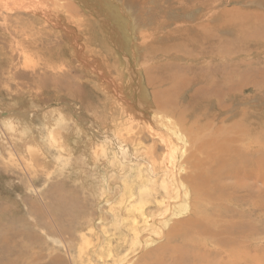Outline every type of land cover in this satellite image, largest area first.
Instances as JSON below:
<instances>
[{
	"label": "rangeland",
	"instance_id": "rangeland-1",
	"mask_svg": "<svg viewBox=\"0 0 264 264\" xmlns=\"http://www.w3.org/2000/svg\"><path fill=\"white\" fill-rule=\"evenodd\" d=\"M61 2L63 17L48 9L53 21L18 4L0 10V263L264 264V0H125L129 52L102 0ZM73 46L82 54L71 55ZM110 48L130 66L123 77ZM105 70L118 98L125 85L127 100L138 93L144 107L164 102L162 114L188 142L168 153V140L144 128L168 132L150 112L137 110L145 124L120 112L115 96L108 102L99 83H110L96 75ZM138 71L144 98L138 84L126 89ZM209 89L210 101L202 98ZM188 175L210 188L198 199L209 222L180 187Z\"/></svg>",
	"mask_w": 264,
	"mask_h": 264
},
{
	"label": "bare ground",
	"instance_id": "bare-ground-1",
	"mask_svg": "<svg viewBox=\"0 0 264 264\" xmlns=\"http://www.w3.org/2000/svg\"><path fill=\"white\" fill-rule=\"evenodd\" d=\"M13 1H15V0H13ZM103 2H104V4L103 5H106L105 7H106V9L108 10V12L110 13V11H111V13L113 14L114 13V16L111 14V16H112V21H113V27H115V30H116V32L117 33H119V34H123L124 32H126V31H128L127 30V26L128 25H130L131 24V21L129 22V20H130V14L128 13V9L127 8H129V6L127 5V4H125V0L124 1H120V0H112V2L110 1V0H102ZM82 2H84V1H82ZM92 2V1H91ZM99 2V1H98ZM127 2V1H126ZM133 2V1H132ZM15 3V4H14ZM12 2V1H10V0H0V10H3V9H5L7 6H8V8H6V9H12L11 7H12V5H16V4H18L21 8H23L24 10H29L28 12H30V9H32L31 10V12L34 14V12H39L43 17H44V19H49V20H51L52 19V21L54 20V18H50V16H51V14L49 15L48 14V12H49V10L48 9H54L53 11H52V13H54L53 15L54 16H56V14L59 16L60 15V17H58V19L59 18H61V17H63V14H60L59 13V11L57 10V8L60 10L61 8L62 9H64L65 7V5L61 2V0H52V2L51 3H48V0H39V1H37V0H27V1H23V0H19L18 1V3L17 2ZM48 3V4H47ZM96 3V2H95ZM81 4V3H80ZM91 4V3H90ZM129 4H131V3H129ZM94 5V4H93ZM18 6V7H19ZM51 6L53 7V8H51ZM103 8V7H102ZM13 9H14V7H13ZM18 9H20V8H18ZM22 10V9H21ZM96 10V9H95ZM2 12V11H1ZM0 12V13H1ZM67 12H69V11H67ZM93 12V11H92ZM98 12V11H97ZM103 13V12H102ZM94 14H95V12H94ZM107 17V16H106ZM130 17V18H129ZM101 19V18H100ZM103 19V18H102ZM56 20V19H55ZM101 21V20H100ZM98 23V22H97ZM103 24H104V26H107V23H105V21H103ZM109 24V23H108ZM112 24V23H111ZM134 25H136V23L134 24ZM136 27V26H135ZM107 28V27H106ZM129 28V27H128ZM108 29V28H107ZM134 31V30H133ZM116 32H114L113 34H114V36H116L115 35V33ZM132 34H135V33H132ZM132 34L130 33V35L132 36ZM128 35V34H127ZM155 35V34H154ZM111 36V35H110ZM137 35L135 34V37H136ZM147 36V35H146ZM149 36V35H148ZM153 36V35H152ZM109 37V36H108ZM118 37V36H117ZM122 39H123V41H122V43H121V37L119 38L120 39V43L122 44V47H120L121 48V50H123L122 48H127V50L132 46L133 47V42L135 41V39H134V41L132 42V45L131 46H129L130 44H127L126 42H128L129 40H127V39H125V37H126V35H122ZM128 37V36H127ZM126 37V38H127ZM134 37V38H135ZM144 38V37H143ZM147 38H149V37H147ZM161 39H162V37H160ZM150 39V38H149ZM152 39V38H151ZM150 39V40H151ZM107 40V39H106ZM153 40V39H152ZM108 41V40H107ZM118 42H119V40H117ZM139 41H140V39H139ZM143 41V40H142ZM146 41H147V39H146ZM123 42H125V43H123ZM155 42V41H154ZM113 43H115V41L113 40ZM131 43V42H130ZM148 42H146V44H147ZM138 44V43H137ZM136 44V45H137ZM140 44V43H139ZM138 44V45H139ZM108 45V44H107ZM114 45H116V44H114ZM145 45V44H144ZM146 46V45H145ZM104 48H105V46H103ZM114 47V46H113ZM138 47V46H137ZM117 48V47H116ZM79 48H77V50H78ZM111 49V48H110ZM134 49V48H133ZM80 50V49H79ZM78 50V52H80ZM105 50V49H104ZM108 50V49H107ZM120 50V51H121ZM125 50V49H124ZM132 49L130 48V50H128V52L129 51H131ZM139 50V49H138ZM133 51V50H132ZM76 50H75V48H74V46H73V53L71 54V55H73L74 53V56H77V55H79V53H78ZM117 52V51H116ZM81 54H82V52H80ZM108 53H110V55L112 56H114L115 54H117V53H115V50L113 51V49H111V50H109V52ZM133 53V52H132ZM121 54V53H120ZM139 54V53H138ZM119 55V54H118ZM126 55V54H125ZM140 55V54H139ZM106 56H108V55H106ZM112 56V57H113ZM116 56V55H115ZM114 56V57H115ZM121 56V55H120ZM114 57L113 58H111V59H114ZM127 57V56H126ZM131 58V57H130ZM157 58H159V57H157ZM133 59V58H132ZM161 59V58H160ZM178 59V58H177ZM183 59H186V57H183ZM26 60H28V59H26ZM26 60H25V62H26ZM30 60V59H29ZM101 61V60H100ZM100 61H98V59H97V63H98V65L99 66H102L100 63ZM125 59H121L120 58V60H119V58H118V56H117V58L115 57V65H116V69L118 70H120L119 72L121 73V76L120 77H123V75L125 74V72H124V70H126V69H128L129 67H125ZM130 61V60H129ZM138 61V60H137ZM133 62V61H132ZM185 62V61H184ZM197 62V61H196ZM130 63V62H129ZM134 64H135V62H133ZM133 64V65H134ZM138 64V63H137ZM127 65V64H126ZM139 66V65H138ZM115 67V66H114ZM140 67V66H139ZM142 67V66H141ZM133 69V68H132ZM143 70V69H142ZM264 69H262L261 70V72L263 71ZM128 71V70H127ZM264 72V71H263ZM103 73H105V75H104V77H103V75H100V74H98V72H97V76L98 77H101L102 79H105L107 82H109L110 84H108L109 86L108 87H105L104 85H103V83H99V84H101V86H102V91H103V94L105 95V97H109V99H108V102H111V101H113V99H115V98H117V99H119V100H114V101H120L121 102V104L122 105H124L125 107H124V110H122V106L120 107L119 105V107H120V112L122 111L123 113L124 112H126V113H128V114H126V116L127 115H129L130 117L129 118H134V119H140V118H142V122L143 123H145L146 124V120H145V118L144 117H142V113H139V111H137L138 109L140 110V111H145V112H150L149 114H150V118H151V120H152V123L153 124H161L160 125V127L162 128V129H164L165 131H168L167 133H163L164 131H162V132H159V129L157 128L156 130H157V132H156V130H154V128H152L153 130H154V132H153V130L151 129V126H144V128H145V130L146 129H148V131L150 132V133H154L155 135H160L161 137V139H163L164 140V142H165V140L167 141L168 140V142H169V146H166L167 147V150H168V153L169 152H171L172 150V152H174V150H176L177 151V149H178V146H176L175 145V141L177 140V142H178V144H180L179 142H181V141H187L188 139L183 135V133H182V131H181V129L179 128V126L178 125H176V123L173 121V119H171L170 117H169V114H162V112L164 111V110H162V106H165L164 105V102L162 103V101L161 100H159L160 101V103H159V105L162 107H156V108H151V105H148V106H146V107H144L145 106V104H141V103H139V102H136V101H134L135 100V98H139V96H137L136 97V95L138 94H135V97L132 99V98H130L129 100H127V96L131 93V91H127V93H125V85L124 86H122V85H120L119 87H120V89H118L120 92H121V95L123 96V97H120V98H118L116 95L117 94H115L116 92L114 91V87H113V85L112 84H114V85H116L115 84V80H114V78H112V76H109V75H106V74H109V72L108 71H103ZM119 73V74H120ZM136 73V72H135ZM138 73V78H139V83L137 82V83H135L134 81V83L131 81H129V80H126L127 82V84H126V89H131L132 90V86H133V84H135V86H136V84H138V90H137V92L138 91H140L141 92V94L140 95H142V98H144L145 96H148V94H149V92H147V90H148V87L146 86V84L143 82L144 81V78H143V75L144 74H142V72H140V71H138L137 72ZM127 75L128 76H126L125 77V79L126 78H128L129 77V75H130V73H129V71H128V73H127ZM133 77H135V74L133 73ZM125 76V75H124ZM137 78V79H138ZM135 79V78H134ZM133 79V80H134ZM174 79V78H173ZM114 80V81H113ZM123 80V79H122ZM98 81V80H97ZM120 81H121V79H120ZM120 84V83H119ZM171 85H172V87H170V89H169V92H173L174 93V91H176L177 90V87H178V80H175V81H173V82H171ZM170 85V86H171ZM112 87V89H110ZM118 87V88H119ZM240 87V86H239ZM110 89V90H107V89ZM232 88V87H231ZM100 89V88H99ZM240 89V88H239ZM94 90V89H93ZM96 90V89H95ZM117 90V91H118ZM135 90H136V88H135ZM232 90V89H231ZM212 91V89H209V92L208 91H206L205 93H204V95L202 96V98L203 99H207V100H211V97H213V96H211L210 97V92ZM110 92V93H109ZM199 92V91H198ZM219 92V91H218ZM230 92V91H229ZM132 94V93H131ZM222 95V92H219V95ZM231 94H234V92L233 93H231ZM114 96H115V98H114ZM134 96V95H133ZM227 96V95H226ZM232 96V95H231ZM221 97V96H220ZM136 99V100H137ZM167 100H169L168 98H166ZM165 99V100H166ZM110 100V101H109ZM213 101V100H212ZM157 102V101H156ZM190 103H191V101H189ZM188 103V102H187ZM221 103V102H220ZM195 104H198V103H195ZM77 105V104H76ZM73 107H75V106H73ZM212 107V106H211ZM76 108H78V107H76ZM117 108V107H116ZM196 108V107H195ZM194 108V109H195ZM64 109V108H63ZM81 110L83 109V108H80ZM154 109V110H153ZM161 109V110H160ZM164 109V108H163ZM227 109V108H226ZM70 110V109H69ZM71 110H74V109H71ZM154 111V113H153V115H152V113H151V111ZM193 110V109H192ZM65 111V110H64ZM116 111V110H115ZM137 111V112H136ZM76 112V111H75ZM77 112H79V111H77ZM191 112V111H190ZM222 112V111H221ZM220 112V113H221ZM58 113V112H57ZM56 113V114H57ZM69 113V112H68ZM63 114V113H62ZM66 114V113H65ZM64 114V115H65ZM193 114V113H192ZM58 115H59V113H58ZM61 115V114H60ZM78 115V114H77ZM56 116V115H55ZM54 116V117H55ZM62 116V115H61ZM66 116V115H65ZM117 116H119L118 114H117ZM70 117V116H69ZM56 118V117H55ZM27 119V118H26ZM123 119V118H122ZM260 119H262V117L260 118ZM30 120V119H29ZM65 120V119H64ZM66 120H67V118H66ZM28 121V120H27ZM127 121V120H126ZM133 121V120H132ZM140 120H139V122H141ZM26 122V121H25ZM55 122V121H54ZM127 122H129V120L127 121ZM259 122L261 123V121L259 120ZM57 123V122H56ZM118 123V122H117ZM122 124V123H121ZM126 124V123H125ZM148 125V124H147ZM122 126H123V124H122ZM171 126V127H170ZM263 126V125H262ZM127 127V126H126ZM159 127V128H160ZM50 128V127H49ZM123 128H125V127H123ZM257 128V127H256ZM243 129V128H242ZM242 129H240V130H242ZM249 129V128H248ZM126 130V132H127V128L125 129ZM222 130V129H221ZM234 130V129H233ZM102 131V130H101ZM121 131H122V129H121ZM246 131V130H245ZM254 131H255V129H254ZM253 131V132H254ZM59 132V131H58ZM97 132V131H96ZM99 132V131H98ZM97 132V135L99 136V137H101L103 134H100V133H98ZM156 132V133H155ZM159 132V133H158ZM220 132V131H219ZM55 133V132H54ZM120 133V132H119ZM129 133V132H128ZM57 134V133H56ZM121 134V133H120ZM240 134V133H239ZM238 134V135H239ZM256 134V133H255ZM237 135V134H236ZM251 135V134H250ZM257 135V134H256ZM261 135V134H260ZM119 136H121V135H119ZM125 136V135H124ZM203 135H201V137H202ZM258 136V135H257ZM106 137H108V136H106ZM126 137V136H125ZM139 136H137V137H135V138H138ZM213 137V136H212ZM263 137V136H262ZM120 138V137H119ZM200 138V137H199ZM211 138V137H210ZM216 138V137H215ZM253 138V137H252ZM264 138V137H263ZM103 139H104V137H103ZM108 139H111L110 137H108ZM198 139V138H197ZM254 139V138H253ZM259 139V138H258ZM122 140V139H121ZM121 140H116L117 142H116V145L117 146H119V148L120 149H123V151H125V152H128V148H129V144L128 145H123V141H121ZM124 140V139H123ZM125 140H126V138H125ZM157 140V139H156ZM205 140V139H204ZM207 140H208V138H207ZM207 140H206V143H207ZM210 140V139H209ZM230 140H231V138H230ZM242 140V139H241ZM110 141V140H109ZM162 141V140H161ZM238 141V140H237ZM256 141H259V140H256ZM127 142V141H126ZM158 142H159V140H158ZM167 142V143H168ZM188 142V141H187ZM193 143L195 142H197V141H192ZM203 142V141H202ZM201 142V143H202ZM212 142V141H211ZM249 142H252V141H249ZM260 142V141H259ZM238 143V142H237ZM263 143V142H262ZM110 145H112V146H114L115 144L113 143V140H112V142H110L109 143ZM207 144H209V142L207 143ZM211 144V143H210ZM251 144V143H250ZM255 144V143H254ZM239 145H240V143H239ZM244 145H246V144H244ZM259 145V144H258ZM262 145V144H261ZM260 145V146H261ZM156 146V145H155ZM165 146V145H164ZM200 146V145H199ZM213 146V145H212ZM228 146V145H227ZM247 146V145H246ZM250 146V145H249ZM255 146V145H254ZM138 147V146H137ZM218 147V146H217ZM224 147V146H223ZM241 147V146H240ZM251 147V146H250ZM158 148V147H157ZM206 148V147H205ZM244 148V147H243ZM253 148V147H252ZM62 149V148H61ZM134 149V148H133ZM151 149V148H150ZM207 149V148H206ZM237 149H239V148H237ZM246 149V148H245ZM104 150V149H103ZM131 150H132V148H131ZM222 150V149H221ZM231 150V149H230ZM241 150V149H240ZM248 150V149H247ZM253 150H254V148H253ZM137 151V150H136ZM148 151V150H147ZM151 151V150H150ZM180 151V150H179ZM184 151V150H183ZM187 151V150H186ZM185 151V152H186ZM202 151V150H201ZM206 151V150H205ZM250 150H248V152H249ZM259 151V150H258ZM261 151V150H260ZM129 152H130V150H129ZM133 151H131V153H132ZM151 152H154V151H151ZM171 152V153H172ZM209 152V151H208ZM216 152V151H215ZM237 152V151H236ZM142 153V152H141ZM144 153V152H143ZM158 153V152H157ZM195 153H196V151H195ZM228 153V152H227ZM232 153V152H231ZM124 154V153H123ZM127 154V153H126ZM138 154V153H137ZM145 154V153H144ZM144 154H143V157H144ZM173 154V153H172ZM236 154V153H235ZM134 155H135V153H134ZM158 155V154H157ZM181 155H183V154H181ZM199 155V154H198ZM233 155V154H232ZM118 156V155H117ZM120 156V155H119ZM131 155H129L128 157H130ZM146 156V155H145ZM161 156V155H160ZM208 156V155H207ZM237 156V155H236ZM252 156H253V154H252ZM264 156V155H263ZM262 156V157H263ZM116 157V156H115ZM125 157H127L126 155H125ZM127 157V158H128ZM147 157V156H146ZM176 157V156H175ZM241 157H242V155H241ZM118 158V157H117ZM123 158V157H122ZM131 158H132V156H131ZM243 158V157H242ZM125 159V158H124ZM137 158H135V160H136ZM154 159V158H153ZM153 159H152V161H153ZM204 159V158H203ZM235 159H237V158H235ZM246 159V158H245ZM252 159V158H251ZM260 160H261V158H259ZM259 159H257L256 160V164H254L255 162H252V166L253 167H256V165L257 166H259V163H260V160ZM263 159V158H262ZM118 160H120L119 158H118ZM160 160V159H159ZM183 160V159H182ZM186 160V159H185ZM197 160V159H196ZM214 160H216V158H214ZM213 160V161H214ZM229 160V159H228ZM133 161V160H132ZM137 161V160H136ZM169 161V160H168ZM227 161V160H226ZM231 161V160H230ZM237 161V160H236ZM236 161H235V163H236ZM254 161V160H253ZM262 162H261V164H260V166H261V168H263L264 169V159L263 160H261ZM120 162V161H119ZM144 162V161H143ZM184 162V161H183ZM203 162V161H202ZM238 162V161H237ZM249 162V161H248ZM150 163V162H149ZM155 163H156V160H154V162H153V165H154V167H155ZM166 163H169V162H166ZM180 163H182V161L180 162ZM185 163V162H184ZM187 163L189 164V162L187 161ZM193 162H191V166H197L198 164L195 162V163H193ZM224 163V162H223ZM232 163V162H231ZM240 164V163H239ZM239 164H238V166H239ZM248 164H251V163H248ZM119 165L120 166H122V164H120L119 163ZM176 165V164H175ZM202 165V164H201ZM229 165V164H228ZM228 165H226V166H228ZM232 165H234V164H232ZM231 165V166H232ZM237 165V164H236ZM148 166V165H147ZM203 166V165H202ZM201 166V167H202ZM242 166V165H241ZM250 166V165H249ZM123 167V166H122ZM184 167V166H183ZM189 167V166H188ZM252 167V168H253ZM162 168V167H161ZM175 168V167H174ZM173 168V169H174ZM195 168V167H194ZM203 168V167H202ZM205 168V167H204ZM223 168H225V167H223ZM229 168H230V166H229ZM247 168V167H246ZM257 168V170H258V167H256ZM123 169V168H122ZM154 169V168H153ZM183 171H185L186 172V167L185 168H181ZM196 169H197V167H196ZM209 169V168H208ZM212 169V168H211ZM210 169V170H211ZM226 169V168H225ZM253 169H255V168H253ZM195 170V169H194ZM218 170V169H217ZM141 171V170H140ZM165 171V170H164ZM167 171V170H166ZM173 172H175L174 170H172ZM171 171V172H172ZM181 171V170H180ZM220 171V170H219ZM218 171V172H219ZM247 171H248V169H247ZM153 172H157V171H155V170H153ZM171 172H169V173H171ZM184 172V173H185ZM203 173V171H201L200 169L197 171L196 170V173ZM208 172V171H207ZM210 173H211V171H209ZM213 172V171H212ZM220 172H223V171H220ZM255 172V171H254ZM264 171H260L259 173H263ZM194 173V172H193ZM227 173H228V171H227ZM233 173V172H232ZM251 173V172H250ZM175 174V173H174ZM206 174V173H205ZM223 174H224V172H223ZM222 174V175H223ZM247 174L248 173H246V176H247ZM241 175V174H240ZM240 175H238V176H240ZM251 175V174H250ZM249 176V175H248ZM174 177V176H173ZM188 177V179H187V185H186V183L185 182H183V180L182 179H180V187H181V189H185V193L184 194H186V195H189L190 196V198L192 197V212H195V214L197 215V213L198 214H200V216H202L203 217V219H204V217H205V220L204 221H206L207 220V222H209L208 220L210 219V218H206V215H207V213H206V211H205V209L203 208L204 206H203V204L201 203V200L200 201H198V199H200L201 198V195H202V192H205V193H207V192H209L210 191V188H208V186L206 185V183H205V181H204V179H202L201 181L200 180H197V179H193V178H191V176L189 177V175L187 176ZM194 178H195V176H193ZM228 176H226V179H230V176L227 178ZM241 178H240V180H243V178L245 177V176H240ZM250 177V176H249ZM249 177H248V180H249ZM191 178V180H189ZM224 178H225V175H224ZM238 178V177H237ZM174 179V178H173ZM214 179V178H213ZM221 179V178H220ZM226 179H224V180H226ZM233 179V178H232ZM247 179V178H246ZM258 179V178H257ZM231 180V179H230ZM254 180V179H253ZM237 181V180H236ZM239 181V180H238ZM256 181V180H255ZM207 182V181H206ZM221 182V181H220ZM223 182V181H222ZM257 182V181H256ZM154 183V182H153ZM175 183V182H174ZM209 183H210V180H209ZM232 183H235L234 181L232 182ZM232 183H231V185H232ZM240 183V182H239ZM227 184V183H226ZM241 184V183H240ZM247 184V183H246ZM248 184H249V181H248ZM258 185V184H257ZM262 185V184H261ZM264 185V184H263ZM172 186V185H171ZM227 186V185H226ZM230 186V185H229ZM234 186H235V184H234ZM252 186V185H251ZM259 186V185H258ZM178 187H179V185H178ZM228 187V186H227ZM226 187V188H227ZM254 187V186H253ZM232 188H234V187H232ZM231 188V189H232ZM236 188V187H235ZM263 188V187H262ZM174 189V188H173ZM172 189V190H173ZM219 189H221L220 187H219ZM228 189V188H227ZM230 189V188H229ZM254 189V188H253ZM175 190V189H174ZM178 190V189H177ZM176 190V191H177ZM224 190V189H223ZM233 190V189H232ZM256 190V189H255ZM211 191H212V189H211ZM234 191V190H233ZM130 192V191H129ZM235 192V191H234ZM259 192V191H258ZM180 193H181V190H180ZM224 193V192H223ZM129 194H132V193H129ZM184 194H180L179 196H180V199H181V197H184V196H186V195H184ZM210 195H211V192H210ZM227 195V194H226ZM225 195V196H226ZM262 195V194H261ZM263 196V195H262ZM245 197V196H244ZM232 198V197H231ZM230 198V199H231ZM262 198V197H261ZM264 198V197H263ZM210 199V198H209ZM221 199V198H220ZM237 198H235V201H237L236 200ZM214 200V199H213ZM217 200V199H216ZM203 201V200H202ZM206 201V200H205ZM218 201V200H217ZM207 202V201H206ZM221 203V202H220ZM239 204V203H238ZM215 205V204H214ZM222 205H223V203H222ZM186 207H187V205H185ZM203 206V207H202ZM216 206V205H215ZM206 207V206H205ZM213 207V206H212ZM223 211V210H222ZM191 212V211H190ZM191 212V213H192ZM214 212V214H215V211H213ZM226 212V211H225ZM206 213V214H205ZM210 213V212H209ZM208 213V214H209ZM193 215V214H192ZM190 216V215H189ZM210 216H211V214H210ZM191 217V216H190ZM189 217V218H190ZM214 217V216H213ZM219 217V216H218ZM215 218V217H214ZM188 219V218H187ZM192 219V218H191ZM197 219H198V216H197ZM216 219V218H215ZM164 220L165 221H167V219H165L164 218ZM187 221V220H186ZM189 221V220H188ZM187 221V222H188ZM193 221H196V220H194L193 219ZM198 221V220H197ZM197 221L195 222L196 223V225H197ZM214 221V220H213ZM186 222V223H187ZM201 222V221H200ZM203 222V221H202ZM206 223V222H205ZM218 223H220L219 221H218ZM201 224V223H200ZM204 224V223H203ZM207 224V223H206ZM211 224V223H210ZM213 224V223H212ZM173 225V224H172ZM195 226V225H194ZM200 226V225H199ZM204 227H205V225H203ZM208 226H209V224H208ZM203 227V228H204ZM239 227V226H238ZM177 228V227H176ZM199 228V227H198ZM214 228V227H213ZM223 228V227H222ZM208 229V228H207ZM173 230V227H172V229L170 230V231H167L166 233H163V234H167V235H169L170 233H173L174 231H172ZM213 230V229H212ZM194 231V230H193ZM200 231H202V230H200ZM206 231H209V229L208 230H206ZM214 232V231H213ZM221 232V231H220ZM135 233V232H134ZM162 232H160V234H161ZM176 233H178V231L176 232ZM183 233V232H182ZM188 233V231H186V232H184L183 233V235H186ZM197 233V232H196ZM209 233V232H208ZM211 233V232H210ZM216 233H218V232H216ZM204 234V233H203ZM206 234V233H205ZM213 234V233H212ZM221 234V233H220ZM223 234H224V232H223ZM177 235V234H176ZM176 235H174V236H176ZM187 235H189V233L187 234ZM207 235V234H206ZM210 235V234H209ZM161 236V235H160ZM173 237V236H172ZM200 237H202V236H200ZM211 237V236H210ZM168 238V237H167ZM190 238V237H189ZM5 239V238H4ZM166 239V238H165ZM171 239V238H170ZM7 240V239H6ZM168 240V239H167ZM175 241V240H174ZM179 241V240H178ZM177 240H176V242H178ZM8 242V241H7ZM164 242V241H163ZM169 242V241H168ZM171 242V241H170ZM162 244V243H161ZM165 244H167V243H165ZM170 244V243H169ZM2 245V244H1ZM163 245H164V243H163ZM3 246V245H2ZM169 246V245H168ZM171 246V245H170ZM177 246V245H176ZM172 247V246H171ZM1 248V247H0ZM3 248V247H2ZM165 248V247H164ZM173 248V247H172ZM172 248H170V249H172ZM178 248V247H177ZM4 249V248H3ZM173 250V249H172ZM151 252V251H150ZM110 254V253H109ZM162 254V253H161ZM155 254H153V256H154ZM6 256V255H5ZM110 256V255H109ZM152 256V257H153ZM19 257V256H18ZM145 257V256H144ZM143 257V258H144ZM148 257H149V255H148ZM151 257V258H152ZM163 257V256H162ZM146 258V257H145ZM117 259V258H116ZM142 259V258H141ZM148 259V258H147ZM156 259H157V257H156ZM164 259V258H163ZM118 260V259H117ZM120 260V259H119ZM147 261V260H146ZM5 262V261H4ZM117 261L115 260V263H116ZM126 262V261H125ZM150 262V261H149ZM204 262V261H203ZM18 263V262H17ZM24 263V262H23ZM143 263V262H142ZM148 263V262H147ZM1 264V263H0ZM4 264H7V263H4ZM15 264V263H14Z\"/></svg>",
	"mask_w": 264,
	"mask_h": 264
}]
</instances>
